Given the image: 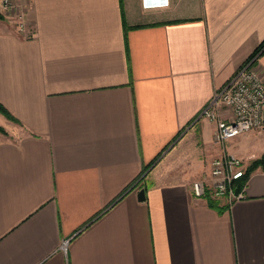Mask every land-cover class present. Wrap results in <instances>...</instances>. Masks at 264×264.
Returning a JSON list of instances; mask_svg holds the SVG:
<instances>
[{"label":"crops","instance_id":"1","mask_svg":"<svg viewBox=\"0 0 264 264\" xmlns=\"http://www.w3.org/2000/svg\"><path fill=\"white\" fill-rule=\"evenodd\" d=\"M17 2L25 30L0 18L19 120L0 114V264H264V164L231 202L192 190L223 152L264 155V129L240 152L198 118L264 42V0Z\"/></svg>","mask_w":264,"mask_h":264},{"label":"built area","instance_id":"2","mask_svg":"<svg viewBox=\"0 0 264 264\" xmlns=\"http://www.w3.org/2000/svg\"><path fill=\"white\" fill-rule=\"evenodd\" d=\"M4 10L20 11L17 0H1ZM147 7L165 5L167 0H143ZM13 12V13H14ZM20 29L25 30L26 18L20 11ZM260 52L250 57L218 90L203 108L198 118L216 121L215 141L224 144L227 140L252 130L264 129V78L258 69ZM221 109L229 113L224 116ZM248 170V162L229 153L216 156L211 161L208 177L194 180L192 190L196 196L225 198L228 202L243 197L244 187L236 191L235 182L243 178ZM67 240L63 243L66 248Z\"/></svg>","mask_w":264,"mask_h":264},{"label":"trees","instance_id":"3","mask_svg":"<svg viewBox=\"0 0 264 264\" xmlns=\"http://www.w3.org/2000/svg\"><path fill=\"white\" fill-rule=\"evenodd\" d=\"M0 18H2L1 12H0ZM263 47H264V42L260 45V47H258L256 49L255 52H258L259 50L263 49ZM0 112L3 113L9 119L19 122V120L12 113H10V111L1 102H0ZM0 132L1 133H6L5 128L3 126H1V125H0ZM260 163L264 164V155L261 158L252 161L251 164L248 167L246 175L243 178H241V179H239V180H237L235 182L236 191L239 192L246 185V182H247V180L249 178V174H250L251 170L257 164H260Z\"/></svg>","mask_w":264,"mask_h":264},{"label":"rangeland","instance_id":"4","mask_svg":"<svg viewBox=\"0 0 264 264\" xmlns=\"http://www.w3.org/2000/svg\"><path fill=\"white\" fill-rule=\"evenodd\" d=\"M5 12H2V11H0L1 12V14H2V18H4L5 16H7L8 18H10L12 21H15L16 23H17V26L20 28V26H21V23H22V20H21V18L19 17V15H20V11L18 10V11H16V12H11V11H8V10H4ZM25 27H27L26 26V24H25ZM0 114L3 116L4 114L3 113H1L0 112ZM5 116V115H4ZM6 117V116H5ZM8 118V117H7ZM0 125L1 126H3V124H2V120H0ZM4 127V126H3ZM5 128V127H4ZM6 130V129H5ZM254 130H252V131H250V132H253ZM250 132H245V133H242V134H239V135H237V136H235V137H233V138H231V139H229V140H227V142H229V141H233V143H235V144H238V145H240V143H238V140L239 139H242V140H244L245 138H246V134L247 133H250ZM226 142V143H227ZM240 152L241 151H243V150H245V145L244 144H241L240 145V147H239V149H238ZM244 159V158H243ZM246 162H248L247 161V159H244ZM210 171H211V168L208 170V172H207V174H204L201 178H199V179H202V178H204V177H208L209 175H210ZM142 180H144V179H140V183H142Z\"/></svg>","mask_w":264,"mask_h":264},{"label":"water","instance_id":"5","mask_svg":"<svg viewBox=\"0 0 264 264\" xmlns=\"http://www.w3.org/2000/svg\"><path fill=\"white\" fill-rule=\"evenodd\" d=\"M144 193H145V189H142L141 194L144 195Z\"/></svg>","mask_w":264,"mask_h":264}]
</instances>
